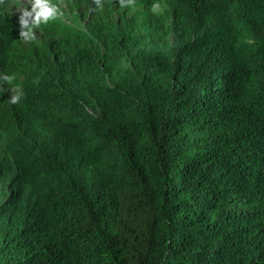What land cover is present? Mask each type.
<instances>
[{"label": "trees", "instance_id": "1", "mask_svg": "<svg viewBox=\"0 0 264 264\" xmlns=\"http://www.w3.org/2000/svg\"><path fill=\"white\" fill-rule=\"evenodd\" d=\"M64 2L0 0V264H264V0Z\"/></svg>", "mask_w": 264, "mask_h": 264}, {"label": "clouds", "instance_id": "2", "mask_svg": "<svg viewBox=\"0 0 264 264\" xmlns=\"http://www.w3.org/2000/svg\"><path fill=\"white\" fill-rule=\"evenodd\" d=\"M95 8L91 11L102 10L103 0H93ZM121 8L135 4V0H118ZM28 5H30V10ZM64 0H23V6L17 9L20 13L18 17L19 37L23 43H31L38 39L37 30L42 25L49 22L62 19L65 16ZM160 7L159 4H153L152 10L155 11ZM15 74L0 73V82L12 85L10 88L11 95L8 102L12 105L19 104L25 98V92L20 85H15Z\"/></svg>", "mask_w": 264, "mask_h": 264}, {"label": "rangeland", "instance_id": "3", "mask_svg": "<svg viewBox=\"0 0 264 264\" xmlns=\"http://www.w3.org/2000/svg\"><path fill=\"white\" fill-rule=\"evenodd\" d=\"M18 2H19V6L20 7L23 6V0H18ZM54 2H56V0H54ZM64 5H65V7H64L63 10H64L65 13H68V5L65 2H64ZM64 17L66 18V16H64ZM38 38H41L40 35H38Z\"/></svg>", "mask_w": 264, "mask_h": 264}]
</instances>
